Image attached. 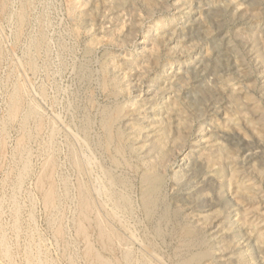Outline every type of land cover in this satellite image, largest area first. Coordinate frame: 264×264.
Listing matches in <instances>:
<instances>
[{
  "label": "rangeland",
  "instance_id": "1",
  "mask_svg": "<svg viewBox=\"0 0 264 264\" xmlns=\"http://www.w3.org/2000/svg\"><path fill=\"white\" fill-rule=\"evenodd\" d=\"M0 2V264H264V0ZM120 105L123 151L102 126ZM150 122L173 127L154 152L166 181L158 208L142 202L134 141ZM179 134L176 167L166 160ZM80 195L93 202L86 220ZM184 227L194 231L187 244Z\"/></svg>",
  "mask_w": 264,
  "mask_h": 264
},
{
  "label": "bare ground",
  "instance_id": "2",
  "mask_svg": "<svg viewBox=\"0 0 264 264\" xmlns=\"http://www.w3.org/2000/svg\"><path fill=\"white\" fill-rule=\"evenodd\" d=\"M24 2V1H23ZM1 3V2H0ZM4 4H5V2H4ZM3 4V5H4ZM26 4V3H25ZM24 4V5H25ZM30 4V3H29ZM3 5L1 6V7H3ZM6 8V7H5ZM2 9H4V8H2ZM23 9H25V8H23ZM27 9H28V7H27ZM19 10V9H18ZM21 11V10H20ZM25 12V11H24ZM24 12L22 11L20 14H19V18H20V20H23L24 19V16H25V14H24ZM9 13V12H8ZM19 13V12H18ZM26 13V12H25ZM27 15V14H26ZM11 17V16H10ZM252 17H254V16H252ZM28 20V19H27ZM28 22V21H27ZM19 23V22H18ZM20 26V25H19ZM41 26V25H40ZM21 29V28H20ZM163 29V28H162ZM21 31H22V29H21ZM162 34V33H161ZM20 35V34H19ZM37 37V36H36ZM43 37V36H42ZM31 38V37H30ZM43 39V38H42ZM41 39V40H42ZM252 39V38H251ZM28 40V39H27ZM254 40V39H253ZM36 41H34V43H35ZM142 42H144V41H142ZM252 42H254V41H252ZM37 43V42H36ZM256 43V42H255ZM254 43V44H255ZM39 44H40V42H39ZM42 44V43H41ZM35 45H37V44H35ZM34 45V46H35ZM40 46H42V45H40ZM37 48H38V45H37ZM33 49H34V47H33ZM38 50V49H37ZM46 51V50H45ZM224 51V50H223ZM257 52H259V51H257ZM39 55V54H38ZM32 56V55H31ZM217 57V56H216ZM257 57L258 58H260V62L262 63V67H263V71H264V55L262 54H257ZM29 58V57H28ZM213 59V58H212ZM33 61V60H32ZM149 61V60H148ZM34 62V61H33ZM30 64V63H29ZM109 64V63H108ZM212 64H213V66H217V67H219L220 66V63H219V60L217 61V59H213V62H212ZM103 66H105V65H103ZM103 68H105V67H103ZM116 68V67H115ZM128 68H130V67H128ZM136 68V67H135ZM106 69V68H105ZM134 69V68H133ZM35 70V69H34ZM194 72V71H193ZM109 73V72H108ZM195 74L196 73H198V72H194ZM178 76V75H177ZM111 77V76H110ZM109 77V78H110ZM114 78V77H113ZM118 78V77H117ZM168 78V77H167ZM221 78V80H222V82H221V84L223 83L224 85L223 86H227L228 84H229V82H230V78H225L224 77V79H223V77H220ZM103 79H105V82L108 80V76H107V74L105 73V77L103 78ZM119 80V79H118ZM219 80V79H218ZM102 82V81H101ZM104 82V83H105ZM108 82V81H107ZM117 82V81H116ZM107 84V83H106ZM199 85H201V83L199 84ZM109 85H107V87H108ZM150 86H154V85H150ZM114 88V87H113ZM19 89H20V92L22 91L21 90V87L19 86ZM112 89V88H111ZM110 89V90H111ZM176 89V88H175ZM16 90V89H15ZM144 90V89H143ZM209 90V89H208ZM207 90V91H208ZM225 90H227L228 91V89L226 88ZM206 91L204 90V93H205ZM15 93V92H14ZM115 93V92H114ZM188 93V92H187ZM209 93V92H208ZM150 94V93H149ZM152 94V93H151ZM206 94V93H205ZM210 94V93H209ZM225 95V94H224ZM137 96V95H136ZM147 96V95H146ZM13 97V96H12ZM165 97V96H164ZM234 102L233 103H235V105H237V106H239L240 107V105L242 104V103H246V101L245 102H242V99H241V97H240V95L238 94V93H234V92H231V96H229ZM243 97V96H242ZM14 98V97H13ZM16 98V97H15ZM19 98V97H18ZM17 98V99H18ZM161 98H163V97H161ZM17 99H15V100H17ZM21 99V98H20ZM150 98L148 97L147 98V100H149ZM170 99V98H169ZM11 100H14V99H11ZM244 100V99H243ZM170 101V100H169ZM174 101V100H173ZM172 101V102H173ZM213 101V100H212ZM19 102H20V100H19ZM130 102V101H129ZM131 102H132V100H131ZM130 102V103H131ZM135 102V101H134ZM162 103H163V101H162ZM174 103V102H173ZM173 103H171L172 105H173ZM11 104H12V102H11ZM10 104V107H11V112L10 113H12L13 114V116H15V115H17L16 113H18L19 111H20V109L22 108V106H21V108H20V105L17 103V102H15V101H13V104L11 105ZM165 104V103H164ZM163 104V105H164ZM178 104H179V102H178ZM177 104V105H178ZM22 105H23V103H22ZM114 105V104H113ZM115 105H116V103H115ZM125 105V104H124ZM131 105V104H130ZM138 105V104H137ZM247 105V104H246ZM162 106V105H161ZM169 106H170V104H169ZM191 106V105H190ZM243 106V105H242ZM37 107V106H36ZM105 107V106H104ZM109 107V106H108ZM113 107V106H112ZM128 107V106H127ZM129 107H131V106H129ZM165 107V106H164ZM163 107V108H164ZM171 108H173L172 106H170ZM168 108V110L170 109V111H166L165 113H167V114H169V116H170V114L172 113V111L174 110H172L171 108ZM238 107V108H239ZM243 107H245V106H243ZM248 107V106H247ZM98 108V107H97ZM160 108V107H159ZM162 108V109H163ZM189 108V107H188ZM241 108V107H240ZM107 109V108H106ZM184 109V108H183ZM30 110H32V109H30ZM128 110V109H127ZM138 110V111H137ZM149 110V106H148V108L146 107V109H145V111H146V114H144V111H141L140 110V107H138L137 109H136V111H137V114H136V112H135V117L136 116H138V115H140V114H144L145 116L144 117H146V118H149V117H147V114H148V112H150V111H148ZM186 110V109H185ZM242 110V109H241ZM244 110V109H243ZM245 110H246V108H245ZM244 110V111H245ZM104 111V110H103ZM102 111V112H103ZM106 111V110H105ZM162 111V110H161ZM176 111V110H175ZM179 111H180V109H179ZM181 111H182V109H181ZM191 111V110H190ZM189 111V112H190ZM195 111V110H194ZM193 111V112H194ZM249 111V110H248ZM32 112V111H31ZM30 112V113H31ZM124 112V110H123V107H122V105H120V106H116V107H114V108H112V109H110V110H107V112H106V114H105V116H103V123L102 122H100V123H102L101 125L104 127V133H105V138L107 139L106 141H107V143L109 142V144L110 143H112V142H114V141H116L117 143L116 144H118V151L120 150H122L123 151V148L125 147V142H124V140H123V133L120 131V130H118L117 129V127H116V123H117V121L118 120H120L121 119V117H122V115L124 114L123 113ZM128 112V111H127ZM132 112V111H131ZM238 112V111H237ZM252 112V111H251ZM9 113V114H10ZM20 113V112H19ZM104 113V112H103ZM134 113V112H133ZM133 113L132 114H130V116L131 115H133ZM12 114H11V116H12ZM31 114H33V115H35V113L33 112V113H31ZM30 114V115H31ZM95 114V113H94ZM128 114V113H127ZM250 114V113H249ZM29 115V116H30ZM36 115H38L37 113H36ZM35 115V116H36ZM103 115V114H102ZM187 116H188V114H187ZM233 116V115H232ZM251 116V115H250ZM16 117H18V115L17 116H15V118ZM32 117V116H31ZM165 117V116H164ZM173 117V116H172ZM184 117V116H183ZM14 118V117H13ZM35 118V117H34ZM38 118H40L41 119V117H39V115H38ZM122 118H124V117H122ZM179 118V117H178ZM189 118V117H188ZM187 118V119H188ZM232 118V117H231ZM132 119V118H131ZM141 118H139V117H137V118H135V120H137V121H139ZM38 120V119H37ZM100 120V121H101ZM163 120V119H162ZM253 120V119H252ZM258 120H260V117L258 118ZM171 121V120H170ZM257 121V120H256ZM39 122H41V121H39ZM124 122V121H123ZM136 122V121H135ZM140 122V121H139ZM162 122V121H161ZM120 123V122H119ZM118 123V124H119ZM122 123V122H121ZM120 123V124H121ZM163 123V122H162ZM161 123V124H162ZM168 123V122H167ZM123 124V123H122ZM136 124V123H135ZM151 124H152V122H150V123H148L147 125H143L142 127H141V129L139 130V132H137L136 134L138 135V134H141L142 133V130H144V129H146L145 131H143V133H142V135H141V137H139V136H137V137H135L134 138V141H135V143L137 142L138 144L140 143V150H142V153H143V156H141V158L140 159H142V161H143V165H144V171L142 170V173H143V175H140V176H142L141 178L142 179H140L141 180V186H142V192H143V199L142 200H144V201H142V202H144L145 203V206L146 207H149L150 205H152V199L153 198H155V197H157V195H156V193L158 192V190H160V188H159V185H161L160 183H161V181H162V173H161V168H160V166H157V162H156V156H155V154H154V152L158 149L157 147H159V143L158 142H160L161 140H163L164 139V134H165V132L166 131H168L169 130V128H170V130H171V127L172 126H169V128L168 127H166V125H164L163 127H161V126H152L151 127ZM166 124V123H165ZM188 124V123H187ZM39 125V123L36 125V126H38ZM140 125V124H139ZM168 125H170V124H168ZM181 125V124H180ZM40 126H42V124H40ZM40 126H38V127H40ZM129 125H127V129L129 128L128 127ZM179 126V125H178ZM187 126V125H186ZM192 126V125H191ZM147 127H148V129H147ZM188 127V126H187ZM41 128V127H40ZM40 128H37V129H40ZM102 128V127H101ZM120 129H121V127H119ZM167 128H168V130H167ZM173 128V127H172ZM192 128V127H191ZM190 129V128H189ZM132 130V129H131ZM176 130V129H175ZM182 130V129H181ZM204 130V129H203ZM123 131H126V130H123ZM128 131V130H127ZM178 131V130H177ZM189 131V130H188ZM202 131V130H201ZM129 132V131H128ZM173 132V131H172ZM37 133V132H36ZM126 134V133H125ZM124 134V135H125ZM130 134V133H129ZM128 134V135H129ZM133 137V136H132ZM175 137V136H174ZM166 138V137H165ZM173 138V137H172ZM177 138H178V142H181V143H179V146H178V144L176 145L177 147H179L180 148V151H179V153L176 155V158L175 157H171V158H169L168 160H166V161H169L170 162V164H174L176 167H181V164H180V159H179V156L180 155H182V152H183V149H184V147H185V144H184V142H186L185 140V136H182V135H177ZM127 139V138H126ZM168 139V138H167ZM166 139V140H167ZM170 139V138H169ZM174 139V138H173ZM208 139V138H207ZM23 140V139H22ZM129 140V139H128ZM177 140V139H176ZM179 140H181V141H179ZM212 140V139H211ZM131 141V140H130ZM162 142V141H161ZM165 142V141H164ZM172 142H176V141H172ZM214 142V141H213ZM134 143V144H135ZM161 144V143H160ZM167 143L165 142V144L164 145H166ZM176 144V143H175ZM112 145V144H111ZM163 145V144H162ZM188 145V144H187ZM105 146V145H104ZM116 146V145H115ZM127 146H128V144H127ZM130 146V145H129ZM132 146V145H131ZM130 146V147H131ZM216 146H218V145H216ZM188 147V146H187ZM116 148H117V146H116ZM127 148V147H126ZM163 148V147H162ZM175 148V147H174ZM178 148V149H179ZM125 149V148H124ZM130 149V148H129ZM216 149H217V147H216ZM107 151V150H106ZM112 151V150H111ZM117 151V150H116ZM117 151V152H118ZM177 151V150H176ZM218 151V150H217ZM163 152V151H162ZM161 152V153H162ZM164 153H165V151H164ZM216 153V152H215ZM219 153H220V155L221 154H224L225 155V153H226V151H225V153L223 152V150H219ZM123 154H124V152H123ZM157 154V153H156ZM159 154V153H158ZM174 154V153H173ZM103 155V154H102ZM121 155H122V153H121ZM169 155V154H168ZM229 155V154H228ZM213 156V155H212ZM218 156V155H217ZM223 156V155H222ZM122 157H124V156H122ZM214 157V156H213ZM166 158V157H165ZM206 158V157H205ZM117 159H115V161H116ZM139 160V159H138ZM159 160H161V159H159ZM214 160V159H213ZM221 160H222V158H221ZM224 160V159H223ZM118 161V160H117ZM141 161V160H140ZM220 161V160H219ZM120 162V161H119ZM139 162V161H138ZM206 162H208L207 160H206ZM214 162H217V161H214ZM112 163V162H111ZM117 163V162H116ZM126 163V162H125ZM165 163V164H164ZM163 164L164 165H166V163L167 162H164ZM210 163V162H209ZM51 165H52V163H50ZM115 164V163H114ZM121 164V163H120ZM128 164H130V163H128ZM133 164H134V162H133ZM163 164H160V165H163ZM222 164V163H221ZM169 165V164H168ZM213 165V164H212ZM212 165L210 164L209 165V167H211L212 168ZM50 166V165H49ZM118 166V165H117ZM214 166V165H213ZM220 166V165H219ZM52 167H53V165H52ZM51 166L50 167H48V168H52ZM141 167V166H140ZM164 168V167H163ZM166 168V167H165ZM227 168H228V166L227 165H223L222 167H220L218 170H215L214 172H215V174L218 176V178L219 177H221V176H224V174H225V176L227 175V173H226V170H227ZM229 169V168H228ZM51 170H53V168L51 169ZM50 171V170H49ZM179 171H180V169H179ZM178 170L176 171H174L175 173H174V175H175V178L177 179V181L178 182H180L181 181V179H182V174H180V172H179ZM212 171V170H211ZM210 171V172H211ZM231 171V170H230ZM46 172H48V171H46ZM233 171H232V175H233ZM50 174V173H49ZM49 174H47V175H49ZM51 175V174H50ZM53 176V175H52ZM51 176V178L52 179H54L53 177ZM235 176V175H234ZM44 177H45V175H44ZM43 177V178H44ZM48 177H50V176H47V178ZM140 178V177H139ZM239 178V177H238ZM112 179V178H111ZM184 179V178H183ZM48 180V179H47ZM239 180V179H238ZM45 181V180H44ZM43 181V182H44ZM53 180H51V181H49V182H51V183H53L52 182ZM163 181H165L164 179H163ZM162 181V182H163ZM193 181V180H192ZM42 181H41V184L43 183ZM114 182V181H113ZM116 182V181H115ZM166 182V181H165ZM39 183V182H38ZM51 183H49V184H51ZM243 183V182H242ZM40 184V183H39ZM44 184H46V183H44ZM165 184V183H164ZM244 184H246V183H244ZM47 185H48V182H47ZM51 185H53V184H51ZM243 185V184H242ZM81 186V185H80ZM83 186H85V185H83ZM82 186V187H83ZM123 186V185H122ZM139 186V185H138ZM54 187V186H53ZM162 187V186H161ZM192 187V186H191ZM43 188V187H42ZM50 189H48L47 191H46V189H45V191H46V193H45V195H44V198L46 199L45 201H47V203H52V201H54L53 200V198L55 197L54 196V194H53V191L54 190H52L53 188L50 186L49 187ZM81 188V187H80ZM85 187H83V189H84ZM86 188H88V187H86ZM85 188V189H86ZM126 188V187H125ZM243 188H246V187H244V185H243ZM248 188V187H247ZM246 188V189H247ZM121 189V188H120ZM252 189V188H251ZM79 190H81V189H79ZM139 190H140V188H139ZM244 190V189H243ZM44 191V190H43ZM84 191V190H83ZM86 191H89V190H85V192ZM161 191V190H160ZM240 191V190H239ZM245 191V190H244ZM141 192V191H140ZM141 192V193H142ZM166 192V191H165ZM251 192V191H250ZM79 193H81V191L79 192ZM84 195H86L87 193H89V192H86V194L84 193V192H82ZM120 193V192H119ZM162 193V192H161ZM110 195V194H109ZM154 195H155V197H154ZM160 195V194H159ZM54 196V197H53ZM80 197H81V195H80ZM89 197V196H88ZM110 197V196H109ZM82 198V197H81ZM141 198V197H140ZM163 198V197H162ZM90 199V198H89ZM125 199V198H124ZM82 202H83V214H84V216H85V218L83 217V216H81V214H80V216H81V219H82V217L84 218L83 220H86L87 218H89V214H90V212H91V209H92V205H91V203L93 204V202H91V201H89L88 200V198H86L85 196H83V198H82ZM155 201H157V200H155ZM91 202V203H90ZM188 202V201H187ZM156 202H154V204H155ZM53 204V203H52ZM80 204H81V202H80ZM120 204V203H119ZM81 205V206H82ZM97 205V204H96ZM49 206V205H48ZM79 206V205H78ZM152 206H154V205H152ZM167 206V205H166ZM182 206V205H181ZM143 207H144V205H143ZM154 207H156V208H158V206L157 205H155ZM145 208V207H144ZM170 209V208H169ZM179 209V208H178ZM82 210H81V213H82ZM97 210V209H96ZM146 210V209H145ZM148 210H149V208H148ZM147 210V211H148ZM151 210V209H150ZM165 210H166V208H165ZM93 211V210H92ZM152 211V210H151ZM162 211H164V210H162ZM167 211H168V208H167ZM166 211V212H167ZM177 211V210H176ZM176 211H175V213H176ZM157 213H158V211H156ZM165 211H164V213H166ZM244 212V211H243ZM145 213H146V211H145ZM150 213V211H148V213H146V215L147 214H149ZM152 213H153V211H152ZM160 213V212H159ZM168 213V212H167ZM180 213V212H179ZM178 213V214H179ZM154 214H155V212H154ZM94 215V214H93ZM160 215V214H159ZM161 215H163L162 213H161ZM180 215V214H179ZM184 215V214H183ZM245 215V214H244ZM88 216V217H87ZM154 216V215H153ZM147 217H149V216H147ZM151 217V216H150ZM150 217H149V219H150ZM163 217V216H162ZM170 217V216H169ZM174 217V216H173ZM152 218V217H151ZM159 218H160V216H159ZM158 218V219H159ZM165 218H166V216H165ZM178 218V217H177ZM80 219V218H79ZM163 219V218H162ZM171 219V218H170ZM152 220V219H151ZM165 220V219H164ZM166 220H167V218H166ZM174 220V219H173ZM172 220V221H173ZM207 220V219H206ZM209 220V219H208ZM213 220V219H212ZM81 221V220H80ZM159 221V220H158ZM162 221V220H161ZM170 221V220H169ZM245 221V220H244ZM84 222V221H83ZM152 222V221H151ZM160 222V221H159ZM166 222V221H165ZM181 222V221H180ZM184 222V221H183ZM209 223H210V221H208ZM208 222H206V223H208ZM88 223V222H87ZM162 223V222H161ZM169 223V222H168ZM81 224H82V222H81ZM89 224V223H88ZM156 224V223H155ZM160 224V223H159ZM182 224H184V223H182ZM188 224V223H187ZM211 224V223H210ZM164 225V224H163ZM216 225V224H215ZM79 226H81L80 224H79ZM96 226V225H95ZM160 226H161V224H160ZM176 226V225H175ZM178 226V225H177ZM182 226V225H181ZM188 226V225H187ZM193 226V225H192ZM84 226H82V228H83ZM152 227V226H151ZM155 227H158V226H155ZM195 227V226H194ZM208 227V226H207ZM59 228H61V227H59ZM101 228H103V227H101ZM175 228V227H174ZM178 228V227H177ZM181 228V227H180ZM233 228V227H232ZM62 229V228H61ZM60 229V230H61ZM105 228H103V232L102 233H104V230ZM156 229V228H155ZM205 229V228H204ZM214 229H215V226H214ZM213 229V230H214ZM60 230H59V232H60ZM79 230V229H78ZM82 230V229H81ZM81 230H79V231H81ZM85 230V229H84ZM84 230H83V232H82V234H84L85 232H86V230H85V232H84ZM177 230V229H176ZM101 231V230H100ZM62 232V231H61ZM107 232L108 231H106V234H107ZM171 232V231H170ZM179 232H181V231H179ZM214 232V231H213ZM98 233H100V237H101V232H98ZM192 233H194V231H193V229H191V228H187V227H184V229H182V238H183V240H187V239H191L192 237H191V234ZM201 233V232H200ZM203 233V232H202ZM86 234V233H85ZM180 234V233H179ZM199 234V233H198ZM197 234V235H198ZM215 234V233H214ZM62 235V234H61ZM176 235V234H175ZM190 235V236H189ZM88 236V235H87ZM86 236V237H87ZM105 237H106V235H104ZM111 236V235H110ZM199 236V235H198ZM203 236V235H202ZM92 237V236H91ZM107 237H109V236H107ZM179 237V236H178ZM85 238V237H84ZM102 238H103V236H102ZM106 240V242L109 240V239H105ZM177 240V239H176ZM192 240V239H191ZM190 240V241H191ZM221 240V239H220ZM225 240V239H224ZM207 241V240H206ZM87 242H89V241H87ZM99 242V241H98ZM180 242V241H179ZM192 242V241H191ZM194 242V241H193ZM105 243V242H104ZM186 244H187V241L185 242ZM215 243V242H214ZM189 244V243H188ZM197 244H198V242H197ZM223 244V243H222ZM104 245V244H103ZM105 245H107L106 243H105ZM193 245H194V243H193ZM172 246V245H171ZM183 246V245H182ZM198 246V245H197ZM102 247V246H101ZM192 247V246H191ZM186 248V247H185ZM190 248V247H189ZM88 249V248H87ZM176 249V248H175ZM187 249V248H186ZM211 249V248H210ZM90 251V250H89ZM93 251V250H92ZM207 251V250H206ZM97 252H98V250H97ZM91 253V252H90ZM98 254V253H97ZM100 254V253H99ZM98 254V255H99ZM208 254V253H207ZM95 255H96V253H95ZM97 255V256H98ZM100 256V255H99ZM98 256V257H99ZM125 256H127V255H125ZM95 257V256H94ZM182 257V256H181ZM92 258V257H91ZM97 258V257H96ZM102 258V257H101ZM200 258H202V257H200ZM103 259H105V258H103ZM115 259V258H114ZM125 259V258H124ZM195 259V258H194ZM91 260V259H90ZM96 260V259H95ZM106 261H107V259H105ZM104 260V261H105ZM187 260V259H186ZM98 261H99V259H98ZM110 261V260H109ZM184 261V260H183ZM103 262V261H102ZM185 263H186V261H184ZM90 263V262H89ZM196 263V261L194 262V264ZM200 263V262H199ZM182 264V263H181ZM188 264V263H187ZM197 264V263H196Z\"/></svg>",
  "mask_w": 264,
  "mask_h": 264
},
{
  "label": "water",
  "instance_id": "3",
  "mask_svg": "<svg viewBox=\"0 0 264 264\" xmlns=\"http://www.w3.org/2000/svg\"><path fill=\"white\" fill-rule=\"evenodd\" d=\"M212 48L217 52V45L213 44Z\"/></svg>",
  "mask_w": 264,
  "mask_h": 264
}]
</instances>
